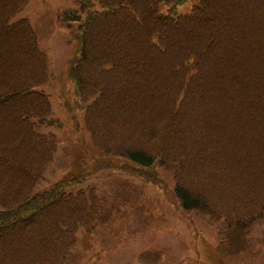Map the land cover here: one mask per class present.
Returning <instances> with one entry per match:
<instances>
[{"label": "trees", "instance_id": "trees-1", "mask_svg": "<svg viewBox=\"0 0 264 264\" xmlns=\"http://www.w3.org/2000/svg\"><path fill=\"white\" fill-rule=\"evenodd\" d=\"M75 1L78 11L63 18L78 24L67 69L78 98L68 110L72 125L97 150L132 163H100L93 172L122 171L165 195L151 170L161 168L172 173L183 211L242 227L259 218L264 0H198L178 18L159 5L185 0ZM25 2L0 0V264H59L101 203L93 190H66L85 174L34 190L59 141L31 119L62 125L38 91L48 62L36 34L25 19L11 22Z\"/></svg>", "mask_w": 264, "mask_h": 264}, {"label": "rangeland", "instance_id": "rangeland-1", "mask_svg": "<svg viewBox=\"0 0 264 264\" xmlns=\"http://www.w3.org/2000/svg\"><path fill=\"white\" fill-rule=\"evenodd\" d=\"M197 6L198 0H185L176 7L161 3L158 10L178 18ZM78 8L75 0H26L11 19L27 20L36 34L48 62L46 84L38 91L49 98L52 115L62 125L31 119L38 133L52 134L59 141L52 163L34 190L85 174L82 183L66 190L73 194L93 190L101 203L96 222L77 234L74 247L59 264H264V213L242 227L204 211H183L174 197L172 173L161 168L151 170L162 181L166 196L122 171L93 172L100 163H132L97 150L83 126L76 130L72 125L68 110L78 98L67 69L75 52L71 36L78 33V24L63 18ZM82 112L78 106L74 111L80 122Z\"/></svg>", "mask_w": 264, "mask_h": 264}]
</instances>
